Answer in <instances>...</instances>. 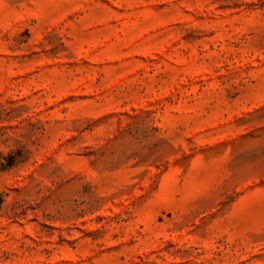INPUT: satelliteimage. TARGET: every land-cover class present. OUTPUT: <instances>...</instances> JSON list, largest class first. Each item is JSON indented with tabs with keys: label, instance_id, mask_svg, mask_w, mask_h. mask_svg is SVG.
Here are the masks:
<instances>
[{
	"label": "rangeland",
	"instance_id": "obj_1",
	"mask_svg": "<svg viewBox=\"0 0 264 264\" xmlns=\"http://www.w3.org/2000/svg\"><path fill=\"white\" fill-rule=\"evenodd\" d=\"M0 264H264V0H0Z\"/></svg>",
	"mask_w": 264,
	"mask_h": 264
},
{
	"label": "trees",
	"instance_id": "obj_2",
	"mask_svg": "<svg viewBox=\"0 0 264 264\" xmlns=\"http://www.w3.org/2000/svg\"><path fill=\"white\" fill-rule=\"evenodd\" d=\"M1 201H2V200H1V196H0V204H1Z\"/></svg>",
	"mask_w": 264,
	"mask_h": 264
}]
</instances>
